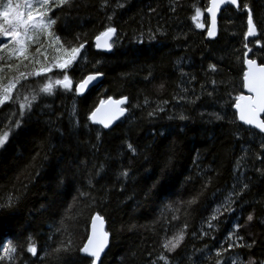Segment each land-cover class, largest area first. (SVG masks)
<instances>
[{
	"label": "trees",
	"instance_id": "obj_1",
	"mask_svg": "<svg viewBox=\"0 0 264 264\" xmlns=\"http://www.w3.org/2000/svg\"><path fill=\"white\" fill-rule=\"evenodd\" d=\"M209 3L71 0L53 7L64 47L85 44L66 72L73 88L103 73L83 95L56 84L51 94L40 93L62 79V70L46 71L63 51L51 29L40 27L41 40L37 31L23 50L14 39L0 55V90L17 85L0 106V133L9 131L0 149V264H91L79 249L97 214L109 235L100 264H165L161 256L167 264L264 262V134L234 109L246 59L264 65V0H239L253 15L251 38L247 11L232 5L209 38ZM36 7L40 14L29 11L28 22L43 18ZM198 8L203 29L192 19ZM109 26L117 29L112 50L96 49L95 36ZM33 94L22 114L23 97ZM111 97H126L128 113L104 129L89 116ZM180 232L179 247L165 249ZM32 241L35 255L27 251ZM61 242L69 252L54 251Z\"/></svg>",
	"mask_w": 264,
	"mask_h": 264
},
{
	"label": "snow or ice",
	"instance_id": "obj_2",
	"mask_svg": "<svg viewBox=\"0 0 264 264\" xmlns=\"http://www.w3.org/2000/svg\"><path fill=\"white\" fill-rule=\"evenodd\" d=\"M38 2L43 6V18L41 27L45 29H51L50 38L55 43V45H60L57 49H62V55L54 59V64L50 66L49 69L46 71L51 73L53 69L62 70V79L59 83H55L49 80V84L44 86L40 89V93H48L51 94L53 90V85H61L65 90H74L76 94L83 95L86 92L91 90V86H93L94 82L103 75V73L97 72L95 74H88L82 77L78 83L75 84L74 88L72 85V81L68 74H66L67 70L74 65L77 61L78 56L81 53V50L85 48V44L83 42L77 44V46H69L65 48L64 45L61 43V38L56 35L55 31L53 30V26L57 23V19H53L50 17V13H53V7L50 4H45V0H38ZM55 2V0H53ZM61 5H68L71 6V0H59V4L57 7ZM221 5H235L241 11H247V21L252 22L253 31L250 34L251 37L257 36L256 26L253 22V15L251 10L248 9V5H243V8L238 4V0H212V6L207 7V12L211 17V27L207 31L208 37H214L216 35V25H217V14L220 11ZM45 8L50 9L49 11H44ZM54 15V13H53ZM203 13L198 8L196 9V14L192 18L195 22V26L197 29H203L205 24L204 21L201 19ZM38 19H40L38 17ZM117 29L115 27H107L106 30L100 32L98 35L95 36V47L98 50H107L111 51L113 48V37L116 36ZM52 45V46H53ZM250 72L247 78V87L248 90L255 94L259 103L253 101L252 106L249 107L242 103L243 97L237 96L234 101V106L237 111L240 112L241 120L243 123L247 125H252L255 128L259 129L261 132H264V119H262V115H264V68H257V61H250ZM212 71H216V65L209 66ZM29 76L38 77L36 73H30ZM215 84V81H212ZM163 87V85H161ZM211 95V93H209ZM12 99L7 98V92L5 90H0V105H3L6 100ZM37 99V95L33 94L30 97H23L24 102L19 105L22 114L23 110L29 108L33 101ZM127 102V98H121L119 100H114L112 98H108L106 100H102L100 102V106L96 107L94 111L91 112L89 116V120L93 124L102 125L103 128L107 129L112 125L115 121L119 120L122 116L125 115L127 109L122 107ZM15 115V114H13ZM152 115V113H149ZM181 120L187 119V117L181 115L179 117ZM217 119H222L223 117L217 116ZM13 123L18 128L20 127V121L14 120ZM9 129H11V125H9ZM9 141V131H4L0 133V149H4L6 143ZM131 148V145H129ZM124 176H127L128 173L124 172ZM245 188L247 185L244 186ZM189 204H196L197 200L194 198L188 202ZM228 210H231L230 206ZM216 217L213 216L212 220H215ZM97 220L100 222L98 224L97 229V242L92 247H82L79 249L80 252L85 254L87 257L91 258V264H100L101 261V254L104 252L105 248L108 246V233L104 231L103 222L99 214H97ZM254 220V215L249 214L247 216V221L252 222ZM209 227H212L209 224ZM235 236L236 233H233ZM184 234L183 232L178 233L177 235L173 236L170 240H168L163 247L168 251H175L177 247H179L181 241H183ZM231 239V237H229ZM62 247L57 248L54 251L58 254L61 252H69L70 251V244L65 245L61 242ZM240 247H252V245H240ZM15 251L13 248H9V252ZM27 251L32 255L36 254V247L35 242L32 241L30 246L28 247ZM217 255H220L219 253ZM161 260H165V264H167V260L165 257H159ZM248 264H257L256 261L249 260ZM260 264H264V262H260Z\"/></svg>",
	"mask_w": 264,
	"mask_h": 264
},
{
	"label": "rangeland",
	"instance_id": "obj_3",
	"mask_svg": "<svg viewBox=\"0 0 264 264\" xmlns=\"http://www.w3.org/2000/svg\"><path fill=\"white\" fill-rule=\"evenodd\" d=\"M58 1L59 0L55 1L51 7L57 6V4H59ZM34 4H36V8L43 7L38 0H0V31H4V34H2V32L0 33V55L2 58L7 51L12 49L14 44H17L14 42V39L18 40V44H20L19 48L23 50V48H25V41L34 38L37 31H40V33L35 38V41H37V39L41 40V37L44 35V30L41 29L39 25V23H42L40 17V20H38V18L37 20L33 18L34 21H27L29 18L27 13L29 11L31 14H40L41 9L37 10L32 8ZM203 18L202 15L201 19L203 20ZM16 89L17 85L15 82L10 84L5 89L7 98H10L9 93H13Z\"/></svg>",
	"mask_w": 264,
	"mask_h": 264
},
{
	"label": "water",
	"instance_id": "obj_4",
	"mask_svg": "<svg viewBox=\"0 0 264 264\" xmlns=\"http://www.w3.org/2000/svg\"><path fill=\"white\" fill-rule=\"evenodd\" d=\"M238 4H239V0H238ZM211 6H212V0H210V5H209V7H211ZM226 6H227V5H221L220 11H219L218 14H217L216 35H215L214 37H211V38H215V37L218 35V33H219V17H220L221 11H222L223 8L226 7ZM232 6L236 7L235 5H232ZM206 13H207L208 18H209V28H210V27H211V17H210V15L208 14L207 11H206ZM249 22H250L249 36H251L250 34H251L252 31H253V27H252V22H251L250 20H249ZM253 22H254V21H253ZM102 50H103V49H102ZM105 51H107V50H105ZM250 61H252V60H247V61H246V72H245L246 77H245V82H244V90H245V93H243V94L241 95V96L243 97L242 103L245 104V105H247V106H249V107L252 106L253 101H256L257 103H259V101H258L256 95L253 94V93H251V92L248 90V87H247V78H248V75H249V72H250V68H251ZM253 62H254V61H253ZM257 64H259V63L257 62ZM257 68H264V65L259 64V65H257ZM100 80H101V76L97 79V81L94 82L93 86L96 85V84H98V82H99ZM91 87H92V86H91ZM112 99H114V98H112ZM114 100H119V99H114ZM125 104H126V103H125ZM125 104L122 105V107H125V108L127 109V107L125 106ZM98 106H100V103L97 105V107H98ZM234 109H235V106H234ZM94 110H95V109H94ZM235 110H236V109H235ZM236 112H237V114H238V118H239V120L242 122L240 112L237 111V110H236ZM127 113H128V109H127V111L125 112V115L122 116L119 120L115 121L112 125H110L109 128H112L116 123H118V121H120L122 118H124V117L127 115ZM261 118L264 119V115H262ZM242 123H243V122H242ZM244 124H245V123H244ZM97 125H98V124H97ZM245 125H247V124H245ZM100 126L103 127L102 125H100ZM247 126H250V127L255 128V127L252 126V125H247ZM109 128H107V129H109ZM104 129H105V128H104ZM255 129H257V128H255ZM257 130H259V129H257ZM259 131H260V130H259ZM262 133L264 134V132H262ZM100 218H101V221L103 222L104 231H106V224H105L104 218L101 217V216H100ZM99 223H100V222L97 220V215L94 216V217L92 218V220H91V223H90L89 235H88V237H87V240H86V242H85L84 247H92V246L97 242V229H98V224H99ZM106 232H107V231H106ZM108 246H109V236H108ZM108 246L105 248L104 252L101 254V258H102V256H103V254L105 253L106 249L108 248Z\"/></svg>",
	"mask_w": 264,
	"mask_h": 264
},
{
	"label": "bare ground",
	"instance_id": "obj_5",
	"mask_svg": "<svg viewBox=\"0 0 264 264\" xmlns=\"http://www.w3.org/2000/svg\"><path fill=\"white\" fill-rule=\"evenodd\" d=\"M209 5H210V3H209ZM208 7H209V6H208ZM224 8H225V7H224ZM224 8H223V9H224ZM206 11H207V9H206ZM221 12H222V11H221ZM208 20H209V19H208ZM254 25H255V24H254ZM208 26H209V25H208ZM249 29H250V27H249ZM256 31H257V29H256ZM248 33H249V32H248ZM116 34H117V33H116ZM114 37H115V36H114ZM248 37H249V36H248ZM209 38H210V37H209ZM249 38H251V36H250ZM114 39H115V38H114ZM101 50H102V49H101ZM104 51H105V50H104ZM247 56H248V55H247ZM247 60H252V61H257V62H258V60H256V59H251V58H249V57L246 59V61H247ZM258 63H259V62H258ZM245 64H246V63H245ZM259 64H260V63H259ZM245 72H246V71H245ZM245 77H246V74H245ZM245 77H244V82H245ZM102 78H103V76H101V80H102ZM101 80H100V81H101ZM100 81H99V82H100ZM99 82H98V83H99ZM38 94H39V93H38ZM37 96H38V95H37ZM111 98H114V97H111ZM124 98H125V97H124ZM114 99H121V98H114ZM235 111H236V110H235ZM105 252H106V251H105Z\"/></svg>",
	"mask_w": 264,
	"mask_h": 264
}]
</instances>
